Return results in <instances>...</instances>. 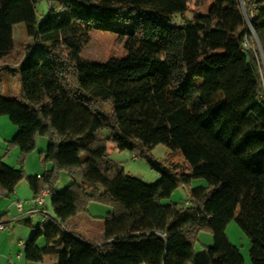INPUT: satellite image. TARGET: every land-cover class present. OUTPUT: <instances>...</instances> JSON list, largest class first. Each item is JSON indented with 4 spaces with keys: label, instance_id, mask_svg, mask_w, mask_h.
I'll return each instance as SVG.
<instances>
[{
    "label": "trees",
    "instance_id": "trees-1",
    "mask_svg": "<svg viewBox=\"0 0 264 264\" xmlns=\"http://www.w3.org/2000/svg\"><path fill=\"white\" fill-rule=\"evenodd\" d=\"M37 1L0 4V72L20 84V99L4 97L0 78V116L16 126L6 152L20 151L18 167L0 160V198L24 179L34 195L47 184L53 212L43 223L22 220L32 227L25 260L246 264L226 234L234 219L250 243L248 264H264V66L256 43L246 46L254 31L264 56V0H52L41 19ZM188 11L190 19L170 23ZM20 22L31 40L18 49L13 27ZM94 30L114 33L128 59L83 58ZM139 61L146 68L132 77ZM133 78L147 82L138 103L139 93L129 88ZM134 102L151 106L163 121L147 142L122 127L129 116L121 111ZM39 136L48 139L40 154L52 167L26 175L23 158ZM108 143L137 150L158 179L146 183L127 173L108 157ZM158 144L181 161L154 158L150 149ZM62 170L71 182L58 190ZM194 178L206 186L190 187ZM183 186L190 187L187 205L162 203ZM91 201L111 209L98 243L68 229ZM201 231L212 243L195 251Z\"/></svg>",
    "mask_w": 264,
    "mask_h": 264
},
{
    "label": "rangeland",
    "instance_id": "rangeland-1",
    "mask_svg": "<svg viewBox=\"0 0 264 264\" xmlns=\"http://www.w3.org/2000/svg\"><path fill=\"white\" fill-rule=\"evenodd\" d=\"M4 0H0V4L3 3ZM52 3V0H38L36 3V14L37 18L41 19L43 18L49 8V4ZM196 7L193 3L190 4V8ZM207 5H203L198 7L201 11H205ZM190 12H186L184 14H176L173 15L170 19L171 24L180 25L190 19ZM13 37L18 43V49H20L23 46V43H26L30 41L31 39L26 35L24 25L23 23H17L13 27ZM251 41H254L257 45V41L254 37V35L250 38V40H247L246 46H249V43ZM258 47V45H257ZM81 56L85 59L95 61V62H101L105 61L108 58L114 57L121 60H127L126 52L122 45L118 44L116 41L115 34L109 31H102V30H94L90 34V41L89 43L83 48L81 51ZM261 56V55H260ZM262 60V59H261ZM263 63V62H262ZM147 62H137L132 63L131 67V75L132 77L135 75H138L142 73L146 68ZM264 66V64H263ZM16 78V77H15ZM6 79L4 80L2 95L4 97H12L20 99V84L19 82L16 83V80L14 79V76L12 74H7ZM147 82L142 79L134 80V78L129 82V88L131 89L132 93L137 95L136 102H140V92L139 90L141 87H143ZM146 86V85H145ZM144 86V87H145ZM134 104L130 106L126 111H121V114L123 117H127L128 122L126 124L122 125L124 131L127 134L130 135H136L138 138L143 140L144 142H147L148 140H151L153 137H155L157 134L160 133L159 129L162 127V120L158 116V114L155 112V110L152 109L151 106L144 105L143 108L137 107L138 104ZM8 118L7 115H2ZM121 116V120H124ZM9 119V118H8ZM126 121V120H124ZM125 123V122H124ZM140 124H147L143 129H141V132H135V129H139ZM43 139H47V137L43 136ZM46 141V142H47ZM6 150V147H5ZM38 153V149L35 152ZM108 157L122 165L125 169V171L141 180H143L146 183H153L155 182L159 175L158 173L150 168L148 163L146 162L145 158L142 157L137 150H119L118 148H115L111 145V143H108ZM35 154V155H36ZM150 154L156 158L157 160L163 162L164 164H168L170 160L174 161H181V157L176 154H172L169 152V149L163 145L158 144L150 149ZM136 156V158H134ZM71 182L70 177L68 176V173L65 170H62L59 174L58 179L55 181V188L56 189H62L65 186H67ZM206 181L203 178H194L192 179L190 183V187H197V186H206ZM190 187L183 186L176 188L169 197L162 199L163 204H169L171 202H176L179 204H183L186 199H188V191ZM90 203V202H89ZM88 203V206H89ZM98 202L91 201L89 206V212L91 214L100 213L102 212V209L100 210ZM187 204V203H185ZM46 207L50 210V202L49 197L46 198ZM102 207V206H100ZM104 212V211H103ZM102 214V213H101ZM106 214V213H105ZM105 214H102L104 216ZM96 230L98 228V225H94ZM226 234L230 240V242L234 245H236L240 253L244 256L245 263L248 264L250 262L248 250H249V240L246 236V234L241 230V228L237 225L236 221L234 219H231L227 225H226ZM42 240V243L44 241L43 238L39 239ZM209 240V241H208ZM212 243V235L209 232L201 231L195 241L193 242V249L195 251L202 250L206 245H209ZM49 264H54L51 262H48Z\"/></svg>",
    "mask_w": 264,
    "mask_h": 264
},
{
    "label": "crops",
    "instance_id": "crops-1",
    "mask_svg": "<svg viewBox=\"0 0 264 264\" xmlns=\"http://www.w3.org/2000/svg\"><path fill=\"white\" fill-rule=\"evenodd\" d=\"M7 74V71L0 72V78H2L3 81L7 80ZM14 79L17 83V78L14 77ZM15 132L16 126L13 125L7 117L0 116V160L10 166L18 167L20 158V151L18 147H12L8 152L5 150L7 141L13 137ZM43 138V136H39L36 140L35 149L23 158L22 167L26 175L40 176L52 167L51 162L45 161L43 156L40 154L45 151L48 145V141ZM37 149L38 153L36 154L35 152ZM134 158H136V156H134ZM33 196L34 193L32 189L30 188L27 180L24 179L16 185L15 190L11 195L0 198V220L4 224V228L0 229V264H49V261H26L22 252L23 243L32 232V227L29 224H25L22 220L29 218L32 225L43 223V221H45L37 214L19 216L15 203L17 201L23 202L24 209H29L32 206L31 199ZM186 202H188V199H186L183 204ZM97 204L100 210L102 209V212H95V214H91L88 209V212L85 214H77L73 216L68 227V229L76 230L87 240L94 243L100 242L104 227V217L111 210L107 205L100 203ZM45 208L53 214L52 208L49 210L46 205ZM101 213L106 214L102 216ZM96 224L98 225L97 230L93 228ZM44 243V241L42 243V240H38L39 246H43Z\"/></svg>",
    "mask_w": 264,
    "mask_h": 264
},
{
    "label": "built area",
    "instance_id": "built-area-1",
    "mask_svg": "<svg viewBox=\"0 0 264 264\" xmlns=\"http://www.w3.org/2000/svg\"><path fill=\"white\" fill-rule=\"evenodd\" d=\"M49 197V188L45 184L38 193H36L32 199V206L29 209H24L23 202L17 201L15 207L19 212V216H25L27 214H37L42 220H46L53 217V214L45 208L46 198ZM188 203V202H186ZM4 228L3 222L0 220V229Z\"/></svg>",
    "mask_w": 264,
    "mask_h": 264
},
{
    "label": "water",
    "instance_id": "water-1",
    "mask_svg": "<svg viewBox=\"0 0 264 264\" xmlns=\"http://www.w3.org/2000/svg\"><path fill=\"white\" fill-rule=\"evenodd\" d=\"M242 9H243V11H244V8H243V7H242ZM250 29H251V27H250ZM252 33H253V35H254L256 41H257V45H258V49H259V52H260V55H261V59H262V62H263V64H264V56H263V52H262V49H261L260 43H259L258 38L256 37L254 31H252Z\"/></svg>",
    "mask_w": 264,
    "mask_h": 264
}]
</instances>
